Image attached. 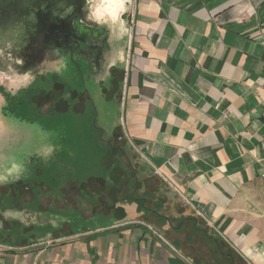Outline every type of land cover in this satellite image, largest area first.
I'll list each match as a JSON object with an SVG mask.
<instances>
[{"label": "crops", "instance_id": "1", "mask_svg": "<svg viewBox=\"0 0 264 264\" xmlns=\"http://www.w3.org/2000/svg\"><path fill=\"white\" fill-rule=\"evenodd\" d=\"M131 5L120 133L144 177L83 229L28 245L0 240V264H191L186 221L231 262L236 253L264 264V0ZM118 177L95 186L117 187Z\"/></svg>", "mask_w": 264, "mask_h": 264}, {"label": "rangeland", "instance_id": "2", "mask_svg": "<svg viewBox=\"0 0 264 264\" xmlns=\"http://www.w3.org/2000/svg\"><path fill=\"white\" fill-rule=\"evenodd\" d=\"M126 21L127 26L133 23L130 15ZM83 70L84 73L77 71L78 74H76L74 66L69 63V57L65 54L57 58L53 66L47 68V70H43L40 75L33 78L23 87H30V90L26 88L17 93L16 98L12 101L15 102V104L13 102L14 114L16 116L15 119L18 118V132L21 134L19 140H16L14 143L17 144V142L22 141L23 143H21L26 145L28 139H34L33 144L40 148V153L47 152L50 147L55 148V151L47 160L43 158L40 160L44 173H40L39 176L35 175L28 180V182L32 183L29 184L30 186L36 182H45L48 185L42 186L40 193H42L41 191H46L47 187H51L49 192L44 195L42 193L45 198L42 206L45 207L47 205L54 209L59 208L60 210H68L75 214L80 213L87 219L92 215L98 214L100 211L106 212L107 207H111L108 204L109 202L112 204L118 203L121 206L126 203L125 194H133L134 188L137 185V175L142 176L144 171L142 169L141 173L139 172L140 161L135 158L130 147L123 148L120 154L115 155L112 152L109 153V144L107 145L106 142L102 143L103 138L110 139L113 137L114 128L118 125L120 126V105L116 100H108L104 97L101 92L105 84L104 82L100 83L97 78H93L88 72H85V68ZM7 78L6 75L0 74V83L12 84L14 82L12 80L16 79L11 76H7ZM21 79L19 78L18 80ZM45 83L49 89L57 85V83L64 84L66 86L65 92H68L72 86L82 90L87 89L89 100L76 106L75 99L68 100L66 109L62 110L57 105V96L52 101L50 100L52 98L50 93L40 92L45 88ZM3 87H0V93L2 94ZM19 99L26 101V109L24 111L29 117L27 119L29 123L20 120V115L26 116V114L22 110ZM3 108H1L0 113L4 115ZM39 129H44L49 135H42ZM20 147H18L19 150L21 149ZM21 151H24L23 147ZM10 156L11 153L8 154L3 149L0 150V176L7 174L13 162L24 165V163L14 161V158H10ZM20 156L24 158L23 155ZM107 159H111L113 164H118L120 168L122 167L121 177L113 180H118L119 185L117 187H107L106 189L97 186H93L91 189L85 186L80 188L77 179L79 182L85 181L92 174L97 176L107 175V178L109 177L111 165L109 167L106 166L107 168L105 167ZM23 175H25V172ZM117 176L120 175L117 174ZM146 180L149 189L153 188L152 184L154 183L152 181L150 183L151 179L146 178ZM0 183L7 182L0 181ZM26 183L24 186L28 185ZM66 183L69 184L65 185ZM82 188L89 192H93L96 188V192L101 193L100 197L103 200L100 199L99 201L95 197L93 202H88L82 195ZM30 190V187L29 190L23 189L26 197H29ZM172 192L174 193V191ZM55 195L57 196L56 198H54ZM109 197L113 199L110 200ZM186 224L192 240L190 250L195 254L190 259L191 264H202V258L207 264H246V261L236 253H234V260L231 262L227 256L223 257L217 249L215 252L211 243L206 241L202 234L192 231V222L186 221ZM69 234L71 232H64L62 235L67 236ZM60 236L55 235L50 238H58ZM6 240L5 238V242ZM7 243L10 242L7 241ZM58 243H61V241L53 240L46 244L34 245L32 248H46ZM220 244L227 255H229L231 250L224 242L220 241ZM21 245L17 244L16 246L18 247L16 248H19ZM8 246L11 247L10 244ZM199 253L202 254V258H199Z\"/></svg>", "mask_w": 264, "mask_h": 264}, {"label": "flooded vegetation", "instance_id": "3", "mask_svg": "<svg viewBox=\"0 0 264 264\" xmlns=\"http://www.w3.org/2000/svg\"><path fill=\"white\" fill-rule=\"evenodd\" d=\"M128 16L129 14L123 16L124 32L122 35L114 26L109 32L105 26L91 22L87 11L84 12L83 16L75 17L71 25L63 24L55 35L58 58L66 54L69 57V63L74 66L76 74H78L77 71L79 73L80 71L83 72V68H85V72H88L90 76L97 78L100 83L104 82L105 84L101 90L102 94L108 100L113 99L117 102L119 100L120 84L125 71L123 61L129 37L126 21ZM69 22L70 20H64L63 23ZM46 85L45 83V88L40 92L50 93L52 95L50 100L52 101L57 96V105L62 110L66 109L68 100L75 99V106L89 100L87 89L82 90L72 86L68 92H65L66 86L64 84L57 83L51 89L46 87ZM23 90L25 89L9 91L6 87H3V98L7 104L3 106L4 108L2 107L5 112L4 115L0 113V150L4 148V152L8 154L14 152L10 158H14L16 162L24 163L26 169L25 175L20 179L14 182L0 183V240L5 241L6 238V241L18 244L38 242L46 238V236L54 237L55 235H62L64 232L77 231L83 229L86 225L85 220H83L84 217L80 213L75 214L68 210L63 211L59 208H50L47 205L45 207L42 206L45 199L43 195L49 192L51 188L47 187L46 191H41L42 195L40 189L46 185L45 182H36L31 186L29 185L32 184L30 181L28 182L29 178L35 175L39 176L40 173L44 172L40 162L42 157L37 155L40 153V148L33 144L34 139H28L26 145H23L22 141V143L20 141L17 144L14 143L19 140L21 134L18 132L17 125L19 121L18 118L15 119L14 101L12 100L16 98L17 93ZM19 102L24 111L26 109V101L19 99ZM25 114L27 116L26 112ZM20 116V120L29 123L27 120L29 119L28 116ZM114 129L113 137L110 139L103 138L102 140V143L106 142L107 145L109 144V153L115 150L116 145L121 148L130 147L128 141L120 133V126L118 125ZM20 146L23 147L24 151H21L22 147ZM18 147L21 149L19 150ZM20 155H23L24 158H21ZM112 162L111 159H107L105 165V167L111 165L108 177L110 179L115 173V169L112 168ZM95 177L99 176L95 175ZM77 181L81 188L86 183H92L95 186L100 180L95 178L94 180L88 179L80 182L77 179ZM25 183L28 185L24 186ZM67 184L69 183L65 185ZM29 187L31 188L30 194L28 195L29 197H26L23 189L29 190ZM56 195L54 198L57 197Z\"/></svg>", "mask_w": 264, "mask_h": 264}, {"label": "water", "instance_id": "4", "mask_svg": "<svg viewBox=\"0 0 264 264\" xmlns=\"http://www.w3.org/2000/svg\"><path fill=\"white\" fill-rule=\"evenodd\" d=\"M131 4L132 0H126L124 15L131 13ZM85 11L87 0H0V74L16 78L12 84L0 83V87L9 91L26 89L23 87L29 81L53 66L58 58L56 33ZM131 28L128 25V36ZM6 104L0 93V110Z\"/></svg>", "mask_w": 264, "mask_h": 264}, {"label": "clouds", "instance_id": "5", "mask_svg": "<svg viewBox=\"0 0 264 264\" xmlns=\"http://www.w3.org/2000/svg\"><path fill=\"white\" fill-rule=\"evenodd\" d=\"M88 18L91 22L103 25L108 28L109 32L115 26L118 32L122 35L124 32V21L122 19L127 11L126 0H87ZM40 133L48 136L44 129H39ZM55 151L54 147H50L47 152L38 153L43 159L47 160ZM23 164L13 162L10 170L6 175L0 176L2 182H14L20 179L24 172Z\"/></svg>", "mask_w": 264, "mask_h": 264}, {"label": "trees", "instance_id": "6", "mask_svg": "<svg viewBox=\"0 0 264 264\" xmlns=\"http://www.w3.org/2000/svg\"><path fill=\"white\" fill-rule=\"evenodd\" d=\"M122 167L120 168L118 165L115 167V173L113 175L117 176L120 175L119 177H121V173H122ZM95 178H98V180H100L101 182H106V179H108L105 176H99V177H93L92 180H94ZM103 187V186H102ZM106 189V187H104ZM223 252V251H222ZM230 256V255H229Z\"/></svg>", "mask_w": 264, "mask_h": 264}]
</instances>
